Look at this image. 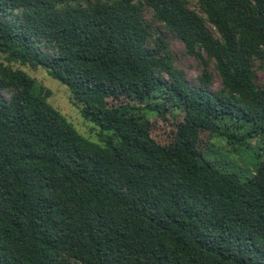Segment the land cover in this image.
I'll return each mask as SVG.
<instances>
[{
	"label": "trees",
	"instance_id": "1",
	"mask_svg": "<svg viewBox=\"0 0 264 264\" xmlns=\"http://www.w3.org/2000/svg\"><path fill=\"white\" fill-rule=\"evenodd\" d=\"M195 1L206 17L187 0H0V264H264V0ZM147 9L203 66L199 88ZM14 64L69 88L104 145ZM169 112L184 118L161 145L151 116ZM203 131L255 171L209 161Z\"/></svg>",
	"mask_w": 264,
	"mask_h": 264
},
{
	"label": "rangeland",
	"instance_id": "2",
	"mask_svg": "<svg viewBox=\"0 0 264 264\" xmlns=\"http://www.w3.org/2000/svg\"><path fill=\"white\" fill-rule=\"evenodd\" d=\"M187 4L192 10L198 12L203 17H206L195 0H187ZM145 18L146 21L152 23L154 35H161L168 42L173 55L175 67L184 72L185 80L190 87L199 88V78L203 71V66L199 60L188 55L184 44L174 35L169 33L162 24L154 20L153 11L151 9L145 11ZM209 29L211 33L218 38V34L212 25H209ZM13 68L22 70L31 76L48 95V103L59 111L80 135L92 142L104 145L103 132L97 125L87 121L83 117L81 107L75 103L69 88L52 79L42 67L33 68L30 65L14 64ZM256 69V83L259 88H263L264 68L260 67L259 63L256 65ZM210 70L213 75V86L210 91L214 93L222 88V80L219 73L216 71L214 64H211ZM3 95L7 97L6 94ZM183 118V114L178 115L176 113L172 114L171 112L168 113L166 119L161 118L157 114L152 115V137L161 145L171 144L175 138L177 125L183 120ZM257 143V141H253L251 144L254 146ZM260 144H262V141H260ZM199 149L205 154L209 161L219 164L227 170L246 175L255 171L248 152H234L225 139L215 138L209 131H203L201 133Z\"/></svg>",
	"mask_w": 264,
	"mask_h": 264
}]
</instances>
